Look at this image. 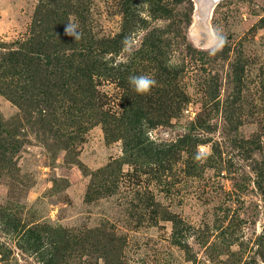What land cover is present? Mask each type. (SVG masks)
Listing matches in <instances>:
<instances>
[{"label": "rangeland", "instance_id": "1", "mask_svg": "<svg viewBox=\"0 0 264 264\" xmlns=\"http://www.w3.org/2000/svg\"><path fill=\"white\" fill-rule=\"evenodd\" d=\"M163 1L0 0V264H264V0Z\"/></svg>", "mask_w": 264, "mask_h": 264}, {"label": "clouds", "instance_id": "2", "mask_svg": "<svg viewBox=\"0 0 264 264\" xmlns=\"http://www.w3.org/2000/svg\"><path fill=\"white\" fill-rule=\"evenodd\" d=\"M68 27L73 26H66L65 34H68ZM209 35L210 39L204 46L203 50H205L209 56L215 57L227 46L228 39L223 33V30L217 27L211 28ZM128 82L132 86L133 90L139 95H148L154 87L158 86L155 78L147 74L130 75L128 77Z\"/></svg>", "mask_w": 264, "mask_h": 264}, {"label": "trees", "instance_id": "3", "mask_svg": "<svg viewBox=\"0 0 264 264\" xmlns=\"http://www.w3.org/2000/svg\"><path fill=\"white\" fill-rule=\"evenodd\" d=\"M152 5H153V8H152V12L153 13H157V14H160L161 16L163 17H168V15H172L171 12H172V9L170 8V6L172 4H175L174 3H164L163 0H150ZM176 1H179V0H176ZM135 13H127V16L128 18H133L135 17ZM137 16V15H136Z\"/></svg>", "mask_w": 264, "mask_h": 264}, {"label": "water", "instance_id": "4", "mask_svg": "<svg viewBox=\"0 0 264 264\" xmlns=\"http://www.w3.org/2000/svg\"><path fill=\"white\" fill-rule=\"evenodd\" d=\"M220 0H197V4H199L202 8L206 9L210 7V10L215 8V5L218 4Z\"/></svg>", "mask_w": 264, "mask_h": 264}, {"label": "bare ground", "instance_id": "5", "mask_svg": "<svg viewBox=\"0 0 264 264\" xmlns=\"http://www.w3.org/2000/svg\"><path fill=\"white\" fill-rule=\"evenodd\" d=\"M198 6H200L199 4H198ZM201 7V6H200Z\"/></svg>", "mask_w": 264, "mask_h": 264}]
</instances>
